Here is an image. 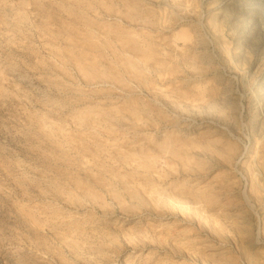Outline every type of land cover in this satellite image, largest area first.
Returning a JSON list of instances; mask_svg holds the SVG:
<instances>
[{
    "label": "rangeland",
    "instance_id": "rangeland-1",
    "mask_svg": "<svg viewBox=\"0 0 264 264\" xmlns=\"http://www.w3.org/2000/svg\"><path fill=\"white\" fill-rule=\"evenodd\" d=\"M0 264H264V0H0Z\"/></svg>",
    "mask_w": 264,
    "mask_h": 264
},
{
    "label": "bare ground",
    "instance_id": "bare-ground-1",
    "mask_svg": "<svg viewBox=\"0 0 264 264\" xmlns=\"http://www.w3.org/2000/svg\"><path fill=\"white\" fill-rule=\"evenodd\" d=\"M168 1H169V0H161V3H162L163 5H167V4H168ZM145 164H147V163H145ZM140 166H141V164H140Z\"/></svg>",
    "mask_w": 264,
    "mask_h": 264
}]
</instances>
